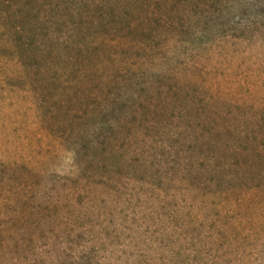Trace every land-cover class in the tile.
Here are the masks:
<instances>
[{
  "label": "rangeland",
  "instance_id": "obj_1",
  "mask_svg": "<svg viewBox=\"0 0 264 264\" xmlns=\"http://www.w3.org/2000/svg\"><path fill=\"white\" fill-rule=\"evenodd\" d=\"M108 1L0 0V264H264V0Z\"/></svg>",
  "mask_w": 264,
  "mask_h": 264
},
{
  "label": "trees",
  "instance_id": "obj_2",
  "mask_svg": "<svg viewBox=\"0 0 264 264\" xmlns=\"http://www.w3.org/2000/svg\"><path fill=\"white\" fill-rule=\"evenodd\" d=\"M155 1L157 2V0H155ZM169 1H171V0H165V3L167 4ZM108 4H109V10L112 12V8H111L112 0H109ZM114 18H117V17H114ZM181 27H182V29L179 31V33H181V34L188 33L190 31V27L187 29H185L184 26H181ZM242 151H243V149H242ZM242 151L240 148H230L228 150L229 154L231 156H234L233 158L236 159V160H234V162H232V164H231L232 166H236L239 162L238 159H240V158H242V156L246 155L245 152L243 151V153H242ZM239 155H241V156L238 157ZM259 155L260 154H259L258 149H255L254 155L252 157H254L256 159ZM255 159H253L252 163L250 165H248V167H246V170L244 169V174L242 177H249V178L255 179L258 176V177L264 178V173H263V171L261 172L259 170L258 165H257L258 162ZM221 165H224V164H221ZM231 165H229V166H231ZM218 167L219 166H217V168H213V170H206V171H202V170L198 169L197 170L199 172L198 176L204 177V176L208 175V176H212L213 178L217 179L218 181H224L227 178H231V177H227L224 174V172H223L224 169H222L221 166L219 168ZM235 168H238V167H235ZM218 169H220V170L218 171ZM233 178H235V176H233ZM254 188H257V186H254Z\"/></svg>",
  "mask_w": 264,
  "mask_h": 264
}]
</instances>
